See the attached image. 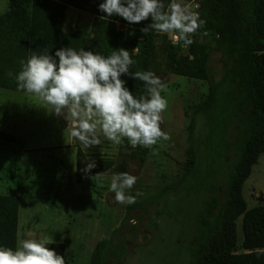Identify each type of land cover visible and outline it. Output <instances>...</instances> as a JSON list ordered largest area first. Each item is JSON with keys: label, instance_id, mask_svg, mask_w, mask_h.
<instances>
[{"label": "rangeland", "instance_id": "obj_1", "mask_svg": "<svg viewBox=\"0 0 264 264\" xmlns=\"http://www.w3.org/2000/svg\"><path fill=\"white\" fill-rule=\"evenodd\" d=\"M183 2L205 21L193 36L194 43L177 44L172 34L154 31L136 38L148 51L147 71L154 72L167 85V91L161 93L168 101L161 128L171 139L154 146L155 155L152 149L140 146L119 147L103 136L99 145L86 149L70 135L71 125L64 117L49 113L26 92L0 87V130L18 139L9 142L13 151L9 157L0 158V165L13 164L16 177L21 173L24 181L33 185L24 188L18 197L19 235L15 247L22 238L24 220L29 229L26 239H52L55 244L49 248L65 257L66 264H188L189 245L207 247L218 235L224 226V208L229 199L226 173L238 164L239 147L232 146L224 169L201 179L199 188L191 186L190 176L160 195L163 188L181 179L190 162L188 123L192 110L204 101L208 90L206 79L199 74L183 75L170 68L171 58L197 65V54L210 37L204 16L205 0ZM6 7L7 0H0V8ZM92 17L91 6L78 8L67 4L61 28L69 32L88 31ZM114 27L124 31L127 25L115 21ZM137 50L136 44L132 51ZM209 64L212 76L218 77L221 64L217 51H209ZM196 120L195 134L201 137L202 120L200 117ZM76 149L87 159L107 157L113 164L108 170L88 173L90 177L77 182L74 179ZM123 164L127 172L138 177L134 187L127 191L135 197L133 204L115 203L114 193L109 191L111 176L123 172L120 168ZM201 165V174L205 175L204 162ZM59 178L62 183L56 188L54 180ZM212 183H217V189L212 192L214 200L204 205ZM241 195L246 208L264 203V151L258 154L243 180ZM203 208L208 223L197 239L194 221ZM241 217L240 214L234 219V252L247 250L240 245Z\"/></svg>", "mask_w": 264, "mask_h": 264}, {"label": "trees", "instance_id": "obj_2", "mask_svg": "<svg viewBox=\"0 0 264 264\" xmlns=\"http://www.w3.org/2000/svg\"><path fill=\"white\" fill-rule=\"evenodd\" d=\"M103 0H7L6 9L0 13V87L17 90L14 79L20 69V61L33 52L45 49L54 55L64 47L84 48L101 55H109L114 49L124 48L134 61L131 71H147L148 51L137 43L141 29L151 23V18L129 23L119 16L105 17L99 10ZM169 0H164L165 5ZM78 8L91 6L93 17L90 28L85 32H69L61 28L64 6ZM204 16L210 37L206 47L197 54V65L181 59H170V68L183 75H197L207 81L208 90L204 101L191 112L187 128L190 162L174 185L166 186L163 192L176 188L188 177H193L191 186L199 188L201 179L224 169L228 163L227 153L232 146L240 148L238 164L226 173L229 199L224 208V226L208 246L189 245L188 264H264V203L248 208L241 195V185L264 151V0H205ZM115 21L126 24V30L115 29ZM138 45L137 52L132 51ZM219 53L221 72L212 76L209 51ZM13 76H9V72ZM126 87L139 97L145 95L141 81L130 75H122ZM202 120L203 134H195L196 118ZM127 141L118 145L125 147ZM199 159V160H197ZM95 167L85 171L88 162ZM204 162L205 175L200 166ZM113 164L107 157L87 159L76 149L74 179L84 181L88 173L104 172ZM127 172L124 164L120 165ZM210 183V182H209ZM216 185L210 184L209 195L204 200L208 205L214 200L212 192ZM262 199L261 196L258 197ZM200 209L194 221V235L202 236L208 220ZM241 217V242L246 251L234 252V219ZM17 221V197L0 194V245L15 248ZM55 243H50L48 247Z\"/></svg>", "mask_w": 264, "mask_h": 264}, {"label": "clouds", "instance_id": "obj_3", "mask_svg": "<svg viewBox=\"0 0 264 264\" xmlns=\"http://www.w3.org/2000/svg\"><path fill=\"white\" fill-rule=\"evenodd\" d=\"M98 7L105 19L119 16L131 24L151 18L142 33L172 34L174 42L184 46L194 43L193 36L205 24L183 0H169L167 6L164 0H103ZM133 63L124 48L107 56L84 48L64 47L54 55L45 49L22 59L14 79L18 91L30 94L40 107L70 122V135L86 149L99 145L103 136L114 145L127 141L132 148L152 149L155 155L154 146L171 139L161 128L162 113L168 107L161 93L167 91V85L152 71L130 72ZM122 75L141 81L146 94L134 96ZM93 167L95 162L90 161L85 171ZM137 179L129 172L111 176L109 191L114 193L115 203H135L127 191ZM53 242L32 238L20 240L15 248L0 245V264H66L65 257L48 247Z\"/></svg>", "mask_w": 264, "mask_h": 264}, {"label": "crops", "instance_id": "obj_4", "mask_svg": "<svg viewBox=\"0 0 264 264\" xmlns=\"http://www.w3.org/2000/svg\"><path fill=\"white\" fill-rule=\"evenodd\" d=\"M16 140L18 139L13 134L0 130V158L2 157L7 158L11 155L13 149L10 147L9 142H14ZM12 165L13 164H11V167H13ZM7 167H2L0 165V194H11L17 197V223H16V236H17V234L19 235V204H20L18 197L22 194L21 191L22 190L24 191V188L25 190H27L33 187V185L31 184V182L27 183L26 180L24 181L21 173L16 177L15 168H13L14 169L13 170L10 166L8 168ZM88 177H90V174H88ZM61 183L62 181L60 178L54 180V184L56 188L60 187ZM21 222H22L21 237L26 239L27 237L26 235L29 234L27 221L25 222L24 220H22Z\"/></svg>", "mask_w": 264, "mask_h": 264}]
</instances>
